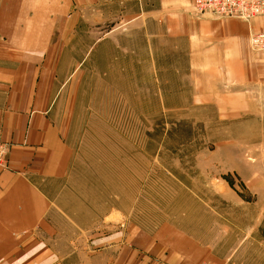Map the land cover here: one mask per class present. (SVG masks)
Instances as JSON below:
<instances>
[{
	"label": "rangeland",
	"instance_id": "obj_1",
	"mask_svg": "<svg viewBox=\"0 0 264 264\" xmlns=\"http://www.w3.org/2000/svg\"><path fill=\"white\" fill-rule=\"evenodd\" d=\"M89 6L67 12L54 61L50 115L69 166L51 214L63 239L171 226L209 246L200 264H264V88L245 111L197 102L181 45L138 24L109 39Z\"/></svg>",
	"mask_w": 264,
	"mask_h": 264
},
{
	"label": "crops",
	"instance_id": "obj_2",
	"mask_svg": "<svg viewBox=\"0 0 264 264\" xmlns=\"http://www.w3.org/2000/svg\"><path fill=\"white\" fill-rule=\"evenodd\" d=\"M40 2L0 0V141L9 144L10 166L0 169V264H200L212 259L207 244L171 226L157 236L122 227L90 237L84 246L63 239L51 214L55 183L69 166L67 144L50 115L54 61L64 51L61 33L70 22L68 13L90 5L94 24L113 26L106 32L109 39L115 32L138 30V24L143 32L155 31L147 36L181 45L197 102L224 112L245 111L252 109L250 90L264 88V53L252 52L248 38L251 31H264V15L251 22L195 16L193 0H72L69 11L65 0H57L64 7L45 14Z\"/></svg>",
	"mask_w": 264,
	"mask_h": 264
},
{
	"label": "built area",
	"instance_id": "obj_3",
	"mask_svg": "<svg viewBox=\"0 0 264 264\" xmlns=\"http://www.w3.org/2000/svg\"><path fill=\"white\" fill-rule=\"evenodd\" d=\"M193 14L217 18L236 17L247 22L264 15V0H193ZM252 52L264 53V31L253 32L249 36ZM9 144L0 141V169L9 168ZM212 264V263H204ZM230 264V263H224Z\"/></svg>",
	"mask_w": 264,
	"mask_h": 264
}]
</instances>
